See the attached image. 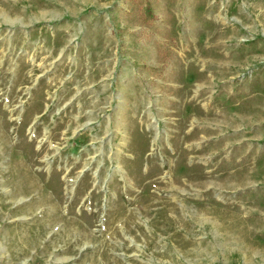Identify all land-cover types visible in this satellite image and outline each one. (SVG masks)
<instances>
[{
    "label": "rangeland",
    "instance_id": "obj_1",
    "mask_svg": "<svg viewBox=\"0 0 264 264\" xmlns=\"http://www.w3.org/2000/svg\"><path fill=\"white\" fill-rule=\"evenodd\" d=\"M0 264H264V0H0Z\"/></svg>",
    "mask_w": 264,
    "mask_h": 264
}]
</instances>
